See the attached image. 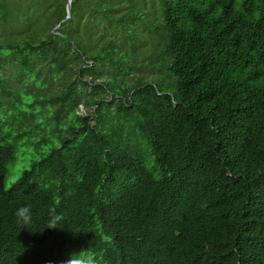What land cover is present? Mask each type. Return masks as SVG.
Masks as SVG:
<instances>
[{"label":"trees","instance_id":"1","mask_svg":"<svg viewBox=\"0 0 264 264\" xmlns=\"http://www.w3.org/2000/svg\"><path fill=\"white\" fill-rule=\"evenodd\" d=\"M68 1L0 0V264H264V0Z\"/></svg>","mask_w":264,"mask_h":264},{"label":"rangeland","instance_id":"2","mask_svg":"<svg viewBox=\"0 0 264 264\" xmlns=\"http://www.w3.org/2000/svg\"><path fill=\"white\" fill-rule=\"evenodd\" d=\"M140 29L143 31L144 37L141 40L136 41V44L138 45L137 50L140 56L142 54H144L145 56V52L147 53L149 52V45L153 38L145 29H142V28ZM140 56L136 57L135 61L142 62V57ZM80 111L84 113L86 111V108L83 105H81ZM34 138L35 137H32V139ZM34 155H35V152L33 149V145L26 144V143L24 144V142H21V145L19 146L17 160L10 165V173L5 181L6 187H9L13 182H15L20 177L23 168L28 166L30 160L33 158Z\"/></svg>","mask_w":264,"mask_h":264},{"label":"clouds","instance_id":"3","mask_svg":"<svg viewBox=\"0 0 264 264\" xmlns=\"http://www.w3.org/2000/svg\"><path fill=\"white\" fill-rule=\"evenodd\" d=\"M17 224L29 225L32 222V208L31 205L21 206L16 209L14 213ZM64 220V215L58 213L56 207H50L48 209V220L46 228L56 229L61 228V222ZM67 264H95L92 258L74 259L72 258Z\"/></svg>","mask_w":264,"mask_h":264},{"label":"water","instance_id":"4","mask_svg":"<svg viewBox=\"0 0 264 264\" xmlns=\"http://www.w3.org/2000/svg\"><path fill=\"white\" fill-rule=\"evenodd\" d=\"M71 1H72V0H69V1H68V13H69V14H70V9H71Z\"/></svg>","mask_w":264,"mask_h":264}]
</instances>
